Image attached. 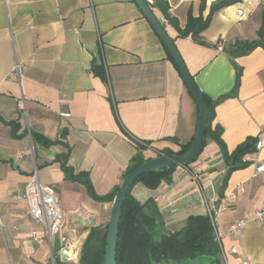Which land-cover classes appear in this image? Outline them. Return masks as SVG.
I'll list each match as a JSON object with an SVG mask.
<instances>
[{
    "label": "crops",
    "instance_id": "crops-1",
    "mask_svg": "<svg viewBox=\"0 0 264 264\" xmlns=\"http://www.w3.org/2000/svg\"><path fill=\"white\" fill-rule=\"evenodd\" d=\"M167 1L184 30L190 13L206 18L216 0ZM263 9L264 0L221 9L202 33L207 46L181 37L154 11L201 92L216 100L236 80L222 42L256 40ZM153 30L134 0H0V264H53L52 253L60 260L67 246L80 254L89 230L113 205L94 201L68 179L55 161L66 153L63 144H34L31 132L68 144V165L88 173L99 196L120 187L138 144L149 143L143 152L148 160L165 150L178 153L193 141L198 106ZM93 62L102 65L106 81L91 72ZM236 62L242 69L238 95L215 108L212 129L222 128L229 153L249 138H257L261 149L226 182L228 208L215 226L223 234L221 264H264V173L255 174L264 163V49ZM12 121L20 124L19 138L13 137ZM172 169L170 185L151 190L137 183L131 191L147 213L155 205L149 220H158L153 233L158 229L159 239L218 205L227 170L211 139L193 164ZM35 171L42 185L55 187L64 213L63 229L51 243L17 196ZM259 213L263 221L248 223L239 236L229 232ZM85 219L95 225L80 227Z\"/></svg>",
    "mask_w": 264,
    "mask_h": 264
},
{
    "label": "trees",
    "instance_id": "trees-1",
    "mask_svg": "<svg viewBox=\"0 0 264 264\" xmlns=\"http://www.w3.org/2000/svg\"><path fill=\"white\" fill-rule=\"evenodd\" d=\"M146 1V0H145ZM242 0H216L210 7L209 14L206 18L193 17L192 13L188 15V21L184 30H179L177 21L171 17L169 10V3L167 0H153V4L149 5L153 10H158L166 21L174 25L179 30L180 36L183 38L191 37V39L200 44L207 46L204 41L202 33L209 28L214 15L221 9L241 2ZM206 0L203 1V4ZM257 39L254 41H227L222 42L223 51L228 56L232 65L236 70V80L233 89L216 100L208 99L204 95L207 106V120H206V134L202 147L207 139H211L217 143L223 157V161L226 167V175L224 184L221 187L220 199L224 197V190L226 188V182L231 174L237 170L244 169L250 165L246 160V157L258 152L257 138H249L245 143L240 145L236 151L229 153L227 147L222 139L223 130L221 127L212 129V123L215 118V108L230 98H235L238 95L242 69L238 66L236 60L238 58L248 56L258 48L264 49V9L262 11L261 27L257 33ZM166 49V47H165ZM167 51V49H166ZM168 53V51H167ZM169 59L173 62L177 70L175 62L168 53ZM91 72L106 81V75L102 65L96 62L92 63ZM180 73V72H179ZM181 75V73H180ZM182 76V75H181ZM12 126L13 137L19 138L21 136L16 135L20 129L18 121L9 123ZM33 143H39L46 147H51L56 144H63L66 148V153H62L56 156L55 161L59 162L64 173L68 179L72 182L79 183L86 188L87 194L91 199L98 203H113L114 198L119 190V186L116 187L111 193L106 196H99L90 180L88 173L80 172L75 173L72 167L68 165L69 157L72 148L68 144H65L62 140L52 141L42 134L31 132ZM192 142L187 145H182L181 150L177 153L184 155L191 146ZM149 143L138 144L137 153L133 157L130 165L128 166L123 179L136 167L142 165L147 160L144 158L143 152L147 149ZM173 154L168 150L162 151L159 156ZM173 169H167L160 172L145 174L134 180L130 191L127 195L125 203L122 208L121 221L119 225V237L117 243V264H151V261L169 262L174 261L181 263L183 261L194 259L198 256L207 255L215 259L217 264H221V252L220 245L215 240L214 229L212 227L211 219L208 215L190 216L187 220L186 227L181 231L163 235L159 240H154L151 228L153 222L150 221V217L145 211V207L141 205L131 194L133 186L137 183L143 184L145 187L151 190H155L161 185L162 182L171 183V174ZM108 225L102 227V225L93 227L89 230V234L85 239L79 257L78 264H105V247ZM56 264H75L62 262L56 259Z\"/></svg>",
    "mask_w": 264,
    "mask_h": 264
},
{
    "label": "water",
    "instance_id": "water-1",
    "mask_svg": "<svg viewBox=\"0 0 264 264\" xmlns=\"http://www.w3.org/2000/svg\"><path fill=\"white\" fill-rule=\"evenodd\" d=\"M134 3L137 4L144 17L149 22V25L154 29L157 36L160 38L162 43L165 45L168 53L175 62L176 66L181 73L188 90L190 91L193 99L195 100L198 110L199 118L196 127V132L190 146V149L182 156L177 153L161 155L159 157L148 159L142 165L133 169L129 174L124 178L122 184L119 187V190L114 198L112 205L111 217L108 225L107 238H106V247H105V264H117V243L119 237V225L121 221L122 208L127 198V195L130 191V186H132L134 180L138 177L150 174L157 173L163 170L172 169L177 166H189L193 164L198 155L201 152L202 144L206 134V120L208 113V106L204 97V94L201 92L197 86L194 77L191 75L188 70L184 60L181 58V55L174 43V41L169 37L165 27L162 22L156 16L155 11L149 6L145 0H134ZM155 208V205L152 203L149 204L147 211L152 212ZM91 224L95 225L94 219H85L78 221L80 227H85L86 225ZM69 256V248H65L64 252L61 255L63 262H66V258ZM79 261H76L78 264ZM151 264H157L155 261H151ZM163 264H217L215 259L202 255L194 259L186 260L182 263H177L174 261L165 262Z\"/></svg>",
    "mask_w": 264,
    "mask_h": 264
},
{
    "label": "built area",
    "instance_id": "built-area-1",
    "mask_svg": "<svg viewBox=\"0 0 264 264\" xmlns=\"http://www.w3.org/2000/svg\"><path fill=\"white\" fill-rule=\"evenodd\" d=\"M149 5L153 4V0H146ZM242 15V13H240ZM223 48L220 47V50ZM17 73H20V65L17 64L14 69ZM23 106H21L22 108ZM261 149V144L258 143L257 150ZM255 171V174L264 173V163L258 165ZM20 199H23L27 204L28 214L30 215V219L34 221L35 224L42 225L46 228L48 233V238L51 243L52 238L54 236L59 235L63 229L64 225V213L61 207L60 198L56 192L54 186H45L42 185L38 172L35 171L29 178L28 183L26 184L25 190L23 193L17 195ZM227 197L220 199L217 206L213 208H208V215L211 219L212 227L214 229L215 240L220 245L223 234L218 231L216 225V217L224 212H227L228 208ZM256 221H263V214H257L254 219L244 218L242 221L232 225L229 229V232L235 236H239L243 230V228L248 223H255ZM2 227V223L0 221V228ZM34 239H37L36 233L33 232ZM65 246V245H64ZM69 248V256L66 258V262L75 263L77 260L78 253L76 250H73L70 246ZM64 248H62V252H64ZM236 252V251H233ZM75 255V256H74ZM51 260L53 264H56L55 255L52 253ZM248 264V263H247Z\"/></svg>",
    "mask_w": 264,
    "mask_h": 264
},
{
    "label": "rangeland",
    "instance_id": "rangeland-1",
    "mask_svg": "<svg viewBox=\"0 0 264 264\" xmlns=\"http://www.w3.org/2000/svg\"><path fill=\"white\" fill-rule=\"evenodd\" d=\"M112 205V204H111ZM111 212H112V208L110 210H108L107 212H103L101 214V223L100 225H102V227H105L107 226V224L109 223L110 221V217H111ZM152 236H153V239L154 240H158L159 237H160V232L159 230L157 229L156 232L152 233ZM75 256V255H74ZM79 257H80V254L78 252V255H77V260L76 261H79Z\"/></svg>",
    "mask_w": 264,
    "mask_h": 264
},
{
    "label": "flooded vegetation",
    "instance_id": "flooded-vegetation-1",
    "mask_svg": "<svg viewBox=\"0 0 264 264\" xmlns=\"http://www.w3.org/2000/svg\"><path fill=\"white\" fill-rule=\"evenodd\" d=\"M147 214H148L149 217H151V215H152L150 212H148ZM153 223H154V224H153V227H152L151 230H150L151 233H153V231L155 230L154 227H156V225H157V223H158V220H153ZM183 262H184V261H183ZM156 263H157V264H163V263H165V262H161V263H159V261H158V262H156ZM181 263H182V262H181Z\"/></svg>",
    "mask_w": 264,
    "mask_h": 264
}]
</instances>
